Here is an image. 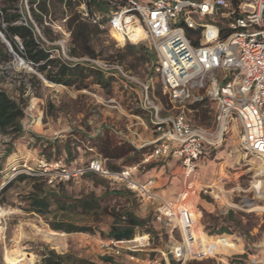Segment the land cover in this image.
Instances as JSON below:
<instances>
[{"label":"rangeland","instance_id":"1","mask_svg":"<svg viewBox=\"0 0 264 264\" xmlns=\"http://www.w3.org/2000/svg\"><path fill=\"white\" fill-rule=\"evenodd\" d=\"M28 1L18 2L20 15L18 21L25 24L28 20L32 24L36 36L42 41L39 48L47 49L52 63L46 66L43 73L39 72L35 66L37 64L17 53L13 49V44H9V40L0 30L3 36H0V50L10 54V59L6 61L0 59V89L17 100L26 113L23 137L14 141L13 145L10 143L12 131L9 135L0 133V147L10 144L8 149L12 147L17 153L16 156L13 155L11 164H18L20 160L29 158V155L34 156L35 154L29 153V149L38 150L40 152L38 154H41L43 150L36 144L42 142L47 147L44 150L45 155L51 153L52 157L63 156V148L66 147L68 155L71 153L72 156H77L84 151L85 160L89 159V155L96 156L108 170L118 171L123 166L137 165L138 169L133 172V179L139 183L147 182L145 175L151 169H162L161 175L166 177L167 181L156 190V193L160 191L159 195L169 200L170 192L177 190L175 195L180 194L189 182H193L194 205L205 215L200 219L205 231L213 226L216 228L222 226L230 211L241 223L240 228L230 223L229 233H224L230 235L227 237L229 243L219 241L218 238H205L201 232H197L198 236L190 238L188 244L192 248L195 245L191 252L202 260L190 262L264 264V199L252 186L257 162L241 150L237 137L234 134L230 135L221 148L209 157L201 159L194 174L188 177L184 175L180 163L174 159L141 164L142 153L137 154L132 145L121 140L128 132L126 128L130 124L125 114L144 113L136 106L139 105V101L133 100V95L123 89L121 79L115 78L117 82L112 85L97 82L93 75H89L83 81L75 79L71 86L49 81L47 76H54L58 72L61 64L59 59L64 60L62 48L68 55L70 31L66 20L69 14L67 9L65 11L61 7V11L43 17L42 28L48 27L53 33L54 40L50 41L31 14ZM139 1L144 3L147 0ZM74 3L77 9L76 0ZM61 12H65L64 15ZM108 18L109 15L106 16V19ZM1 22L3 20L0 17V25ZM1 28H5V24L1 25ZM99 30L91 42L95 58L116 63L137 80L148 81L151 84L149 97L160 105L162 115L174 114L175 112L170 110L168 97L164 94L160 79L153 74L155 56L148 45L126 44L121 47L106 29ZM13 39L18 49L22 50L19 39L16 37ZM131 87L141 95L140 86L131 84ZM119 94H122L121 101L115 97ZM127 98L132 100L129 106L133 112L121 105L115 107V103L112 102L114 100L122 104L123 100L126 104ZM213 112V103L204 97L202 102L188 106L187 116L194 124L208 127L212 123ZM141 117L147 125L144 115ZM95 131L98 134H94ZM88 134H93V137L96 135L93 141L86 138ZM29 135L39 137V142L32 143ZM64 159L68 168L77 164L76 159L68 157ZM151 175L148 178L154 179L155 177ZM1 176L3 175L0 174V182L4 180ZM117 191H121L122 195L116 194ZM41 192L51 195V205L38 212L31 207L30 198L42 195ZM91 199L99 200V207L85 211L78 207V204L70 205L80 200ZM58 200L66 202L65 209L59 208ZM0 208L7 212V233L5 243L0 244V264H7L6 256L12 259L21 253L29 255L30 264H41L46 251L66 254L73 260L101 263L104 258L100 256L99 244L108 238V233L113 227H122L126 212H132L144 222L136 231L149 236L150 247L155 250L148 252L151 256L158 255V250L165 251L171 243L180 240L176 229L172 230L171 227L155 221V205L146 204L122 185L93 174H87L59 188L47 186L42 179L20 175L0 190ZM209 216L217 218L218 221L213 222ZM57 222L73 224L88 231L70 234L54 231L50 224ZM40 231L56 233L62 238L63 244L53 245L44 239ZM207 254L213 257H208ZM205 255L207 257H204ZM116 262L133 264L128 259H118Z\"/></svg>","mask_w":264,"mask_h":264},{"label":"built area","instance_id":"2","mask_svg":"<svg viewBox=\"0 0 264 264\" xmlns=\"http://www.w3.org/2000/svg\"><path fill=\"white\" fill-rule=\"evenodd\" d=\"M105 1V13L94 12L88 0H76L77 11L90 24L106 28L118 45L119 38L125 45H148L155 55L153 74L160 79L170 110L175 113L162 115L160 105L149 97L151 84L137 80L120 65L97 58H71L63 48L62 55L67 62L89 65L121 79L125 90H132L131 84L140 86L139 108L149 115V125L156 135L143 145L147 152L141 164L174 159L188 177L201 159L221 148L234 134L241 150L257 162L252 186L264 199V0ZM204 97L213 103L208 127L194 124L187 116L188 106L202 102ZM137 169L132 165L108 170L98 158L68 168L64 158L41 153L2 171L0 190L20 175L42 179L49 187L74 182L87 174L101 176L122 185L146 204L155 205V221L176 229L180 235V240L165 251L158 250L156 256L148 253L155 251L148 235H139L143 240L140 242H133L135 237L107 238L99 244L102 258L128 259L133 264L202 260L191 252L195 245L192 248L188 244L190 238L198 236L197 227L205 237L224 234L209 236L201 225V213L194 205L193 182L177 200H167L133 179ZM6 217L7 212L0 208V244L6 240Z\"/></svg>","mask_w":264,"mask_h":264},{"label":"trees","instance_id":"3","mask_svg":"<svg viewBox=\"0 0 264 264\" xmlns=\"http://www.w3.org/2000/svg\"><path fill=\"white\" fill-rule=\"evenodd\" d=\"M19 1L20 0H0V17L3 20V22H1V25L5 24V28L3 29L0 25V30L4 34L5 38L9 40V44H13V49L29 61H31L33 64H37L35 65L36 69L39 72L43 73L45 71L46 66L49 63H52V61L49 59V52L47 51V49L39 48V46L42 45V41L36 36L32 24L28 20H26L25 24H21L18 21L20 15L18 13L19 8H17V4ZM88 1L89 5L91 6L94 12L105 13L108 10L107 2L105 0ZM28 3L30 4L31 14L39 23L40 28H42L41 23L44 16L61 11V7L65 11L67 9L69 17L66 20V25L68 30L70 31L68 56H89L92 58L96 57L91 42L93 36L100 32V26L92 25L89 22L85 21L80 15V13L77 11L74 0H29ZM33 5H36V7L34 8ZM61 13L62 15H64L65 12ZM42 29L44 35L49 38L50 41H53L54 38L51 29L48 27H44ZM14 37L19 39L22 50H19L16 46L13 39ZM0 57H3L0 59L6 61L10 59V54L8 52H2V50H0ZM59 60L61 61V64L58 68V72L54 76H47V79L53 83L71 86L74 83L75 79L83 81L87 79L89 75L95 76L97 82L99 83L112 85L117 82L114 77L108 76L96 69L86 66L85 64L67 62L62 58H60ZM25 115L26 113L23 106L17 100L12 99L5 91L0 89V133L4 135H9L10 131H12L13 136L10 138V143H12V145L14 144V141L18 140L20 137H23L25 131ZM94 134L98 133L96 132ZM95 136L96 135H94V137ZM94 137H90L89 140L93 141ZM30 138L34 139V144L35 142H39L38 140L40 139L37 136L29 135V139ZM36 145L42 148V154L45 155L44 150L47 147L44 145V143L41 142L39 144L37 143ZM8 146H10V144ZM52 146H54L55 148V144H53ZM12 150L13 148L11 147L10 149H8V152H11ZM136 153L139 154V152L137 151ZM46 156L52 157L51 153L46 154ZM72 157V154H70L69 158ZM124 167L127 166H123V168ZM64 184L67 183H57L55 187L59 188ZM116 194L122 195V192L117 191ZM50 196L51 195L47 194L46 192H43L40 196L34 195L30 198L32 201L31 207L38 212H42L44 209L50 207ZM77 204L78 207L82 208L85 211H89L90 209L99 207L100 205L99 200L93 199L80 200L70 205L76 206ZM57 205L60 209L66 208L65 201L58 200ZM124 216H126V218L122 222V227H113L108 233V238H112L114 240H131L134 237L135 239L139 238V235H146L140 234L136 231V228H140L143 226V221H140L132 212H126ZM203 216L205 217V215L201 212L200 219H202ZM209 217H211L213 222L215 223L218 221V219L215 217ZM230 223L235 224V226L239 228L241 226L240 221L235 219L234 213L232 211L228 212L227 216L224 219V224H222V226L218 228H216V226H213L212 228H207L206 233L209 236L229 233ZM50 228L54 231L63 232L67 234L88 231L86 228H78L73 224L61 222L51 223ZM197 232H201L200 226L197 227L196 233ZM229 236L230 235L224 234L218 237L205 238H218L219 241L229 243L227 240V237ZM101 261V263H95L86 260H73L69 255H60L55 253L54 251H46L42 256L41 264H122L110 258H104ZM187 264L199 263L189 262Z\"/></svg>","mask_w":264,"mask_h":264},{"label":"crops","instance_id":"4","mask_svg":"<svg viewBox=\"0 0 264 264\" xmlns=\"http://www.w3.org/2000/svg\"><path fill=\"white\" fill-rule=\"evenodd\" d=\"M128 93H131L133 95V100H135L137 102L139 101L141 95L138 94L137 90H133V89L131 90V88H130V90H128ZM120 96L122 97V94H119V95H117L115 97L119 101H121ZM131 101L132 100L130 98H127L126 104L124 103L123 100H122V104H119V103H116L114 100H112V102L115 103V107H121V106H123L126 110L133 112L134 110L131 109V107L129 106V104L131 103ZM123 104H125V105H123ZM136 106L139 107L138 104H136ZM144 113H142V115L139 114V113H131V114H128L127 113V114H125V116L128 117L127 120L129 121L130 124L126 128L128 130V132H126L125 133L126 135L124 137H122V139H121L122 141L127 142L130 145H132L137 152L142 153L141 156H143V154L145 152H147V149H144L143 148V145L150 143L155 138V136H156L154 134L153 130H152L151 125H149V120H150L149 115L147 113H145V114ZM143 115L145 117V120H147L146 121L147 122V125L142 120L143 118L141 116H143ZM132 121H134L135 123H132ZM92 136H93V134H88L86 136V138H88V140H89V138L92 137ZM33 141H34V139L32 138V143H33ZM29 144H30V141H29ZM83 152L81 151L80 153L77 154V156H73L72 157L73 159H76L77 160V164L80 163V162L87 161V160H85V156H84V153ZM29 153H31V154H38L40 152L38 150L29 149ZM63 153L64 154H63V156H61V158H66V157L69 158V155H68V152H67V148L66 147L63 148ZM16 154L17 153L14 150L11 151V152H8V146H1L0 147V174H1L2 171H4L7 168L8 165H10L13 162V155L16 156ZM88 158L89 159L90 158H96V156H92V155L90 156L89 155ZM161 173H162V169H159V170H157L155 168L151 169L147 173V175H145V178H147V182L145 181L143 184H145L146 187L149 188L150 190L156 192V190H158V188H160L161 186H163L164 183H165V181H167L166 180V177L162 176ZM150 175L151 176H154L155 178L154 179L153 178H148V176H150ZM176 191L177 190H174L173 192H170L168 194V197L170 198L169 200H177L178 197H179V195L184 190L181 191L180 194L178 193L179 195L178 194L175 195L176 194ZM159 192L160 191H158V194H160ZM57 238H58V240L60 242H63L62 241V238H59L58 235H57Z\"/></svg>","mask_w":264,"mask_h":264},{"label":"bare ground","instance_id":"5","mask_svg":"<svg viewBox=\"0 0 264 264\" xmlns=\"http://www.w3.org/2000/svg\"><path fill=\"white\" fill-rule=\"evenodd\" d=\"M119 45L121 47H124V45H125L124 40L121 38H119ZM196 187H197V189H199L198 186H196ZM1 211L4 213V211L2 209H1ZM40 232L43 235L44 239L49 241L53 245L61 246L63 244V242H60L58 240L57 235L54 232H52V231H48V232L47 231H40ZM140 241H143V240L141 238H136L135 241H133V242H140ZM28 258H29V255L27 253H21L20 255L14 257L12 259H10L9 257L6 256L5 260H6L7 264H30L28 262Z\"/></svg>","mask_w":264,"mask_h":264},{"label":"water","instance_id":"6","mask_svg":"<svg viewBox=\"0 0 264 264\" xmlns=\"http://www.w3.org/2000/svg\"><path fill=\"white\" fill-rule=\"evenodd\" d=\"M1 37H3L1 34H0Z\"/></svg>","mask_w":264,"mask_h":264}]
</instances>
